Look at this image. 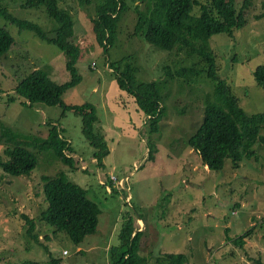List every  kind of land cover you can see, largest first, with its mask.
I'll return each mask as SVG.
<instances>
[{"label": "rangeland", "instance_id": "rangeland-1", "mask_svg": "<svg viewBox=\"0 0 264 264\" xmlns=\"http://www.w3.org/2000/svg\"><path fill=\"white\" fill-rule=\"evenodd\" d=\"M99 2L59 0L74 21L72 42L79 49L80 75L62 101L95 107L93 131L109 150L100 165L82 134L80 116L59 106H30L14 93L17 83L35 69L56 83L69 80L65 54L34 31L20 30L0 17V28L14 39L0 58V160L14 147L38 157L29 176L9 175L0 167V264H30L50 256L59 264H113L120 252L113 253V247H119V234L130 222L133 235L141 232L133 253L142 264H162L157 260L167 253H184L189 264H264V144H255L254 156L244 158L238 168L226 158L223 168L209 169L187 141L202 123L214 82L202 73L183 75V68L200 69L205 59L186 46L168 51L146 39L151 22L186 35L194 47L214 55L219 75L232 86L247 115L264 113V94L253 77L255 67L264 64V15L255 18L264 14L262 0H251L247 24L233 36L217 33L208 38L196 6L179 30L168 21L167 0H124L127 6L118 13L108 51L92 30ZM238 2L240 6L243 0ZM0 8L39 23L53 36L55 23L44 9H25L21 0H0ZM127 70L135 82L157 81L162 96L157 131L136 98L116 81ZM54 128L70 145L73 167L55 156ZM59 172L99 207L96 231L78 244L41 218L46 210L43 184ZM113 175L128 178L123 188L112 181ZM22 214L35 220L40 241L26 233ZM239 236L242 245L236 242ZM127 250L129 246H123Z\"/></svg>", "mask_w": 264, "mask_h": 264}, {"label": "trees", "instance_id": "trees-1", "mask_svg": "<svg viewBox=\"0 0 264 264\" xmlns=\"http://www.w3.org/2000/svg\"><path fill=\"white\" fill-rule=\"evenodd\" d=\"M83 4L89 0H78ZM169 23L182 30L183 23L191 15L196 6L199 10V20L202 33L205 37L213 34L226 33L233 36L235 30L247 24L251 0H243L238 6V0H206L201 3L197 0H167ZM264 6V0H262ZM23 8H42L46 15L55 23L48 36L47 31L37 22L18 18L3 8H0V17L5 18L18 29H29L48 43H53L66 57L65 69L70 79L63 83H56L42 69H35L27 73L15 86L14 93L19 99L34 104H44L48 107L59 106L63 112H72L81 117L82 134L89 145L94 149L93 158L100 165L102 158L109 154L108 146L100 135L93 131V125L98 121L95 107L89 103L82 105H65L62 94L67 88L80 81L76 61L79 49L72 42L73 18L71 13L60 6L59 0H21ZM124 0H100L96 6V18L93 20L92 30L96 41L104 50L113 42L117 28L118 13L126 8ZM264 14H257L259 19ZM146 39L149 43L165 50L172 51L177 45L188 47L192 52L204 57L205 62L200 69L183 68V75L194 73L205 74L214 82L212 101L203 112L202 123L196 132L188 138V146L199 154L205 165L211 170L224 167L226 158H231L235 168L244 158L254 156L255 144H264V113L247 115L240 106L238 97L234 94L232 86L221 77L217 70L214 55L210 51L197 49L184 34L172 32L160 24L151 22ZM14 39L4 28H0V58L12 47ZM179 74V73H178ZM182 75V74H179ZM253 77L264 94V64L257 65L253 70ZM119 87L127 88L128 92L136 98L138 106L148 114L151 120V129L157 131L161 118L162 96L157 81L135 82L131 70L116 76ZM128 82V84H127ZM60 130L53 129L52 144L55 156L70 167L74 165L73 157L68 155L70 145L60 138ZM149 157L153 158L156 152L155 145L149 147ZM7 159L0 160L2 171L9 175H31L38 165V157L21 147L7 148L4 151ZM46 199V210L41 218L55 231H63L74 243H80L85 236L96 231L98 224L99 207L90 199L80 185L69 180L64 172H59L43 184ZM26 233L36 241H40L35 233L36 223L33 218L22 214ZM130 222L119 234L121 244L113 247V253L120 251L113 264H142L133 251L138 243L141 232H136ZM240 245L244 243L242 236L236 239ZM123 246L129 250L123 251ZM164 264H189L184 253H167L157 260ZM257 264H261L256 260ZM30 264H59L57 258L46 261H31Z\"/></svg>", "mask_w": 264, "mask_h": 264}, {"label": "built area", "instance_id": "built-area-1", "mask_svg": "<svg viewBox=\"0 0 264 264\" xmlns=\"http://www.w3.org/2000/svg\"><path fill=\"white\" fill-rule=\"evenodd\" d=\"M128 178H117L116 176H112V181H115V182H117L118 183V185H119V187L120 188H123V182L124 181H126ZM67 251L66 250H64V253H66Z\"/></svg>", "mask_w": 264, "mask_h": 264}]
</instances>
